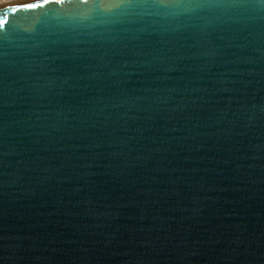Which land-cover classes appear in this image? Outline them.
Masks as SVG:
<instances>
[{
	"label": "water",
	"instance_id": "water-1",
	"mask_svg": "<svg viewBox=\"0 0 264 264\" xmlns=\"http://www.w3.org/2000/svg\"><path fill=\"white\" fill-rule=\"evenodd\" d=\"M0 264H264V0L1 5Z\"/></svg>",
	"mask_w": 264,
	"mask_h": 264
},
{
	"label": "rangeland",
	"instance_id": "rangeland-1",
	"mask_svg": "<svg viewBox=\"0 0 264 264\" xmlns=\"http://www.w3.org/2000/svg\"><path fill=\"white\" fill-rule=\"evenodd\" d=\"M24 0H0V6L1 5H7V4H12V3H19Z\"/></svg>",
	"mask_w": 264,
	"mask_h": 264
},
{
	"label": "bare ground",
	"instance_id": "bare-ground-1",
	"mask_svg": "<svg viewBox=\"0 0 264 264\" xmlns=\"http://www.w3.org/2000/svg\"><path fill=\"white\" fill-rule=\"evenodd\" d=\"M24 1H27V0H24Z\"/></svg>",
	"mask_w": 264,
	"mask_h": 264
}]
</instances>
